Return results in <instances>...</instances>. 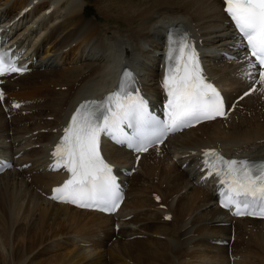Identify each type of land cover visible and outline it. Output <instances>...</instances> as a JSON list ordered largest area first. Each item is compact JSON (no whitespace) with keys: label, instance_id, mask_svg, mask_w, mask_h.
Here are the masks:
<instances>
[{"label":"bare ground","instance_id":"6f19581e","mask_svg":"<svg viewBox=\"0 0 264 264\" xmlns=\"http://www.w3.org/2000/svg\"><path fill=\"white\" fill-rule=\"evenodd\" d=\"M32 1L0 0V25ZM89 8L96 10L93 17L85 15ZM226 20L221 0H38L12 24L6 33L15 32L11 43L36 58L29 59L30 74L4 80V102L25 104L7 119L0 103V148L21 152L16 162L31 165L0 174V264H243L248 259L230 263L224 256L228 246L215 243L231 235L236 255L245 252L255 259L247 264H264V221L228 218L208 185L196 184L194 168L204 147L264 157L260 82L227 118L184 130L141 156L137 172L126 177L117 232L113 215L42 196L63 177L40 170L47 145L79 100L114 87L123 65L135 70L155 100L167 26L182 23L201 40L208 73L233 103L249 84L241 74L243 60L221 58L231 42ZM103 149L117 167H134L130 151L107 144Z\"/></svg>","mask_w":264,"mask_h":264},{"label":"snow or ice","instance_id":"6c2138e0","mask_svg":"<svg viewBox=\"0 0 264 264\" xmlns=\"http://www.w3.org/2000/svg\"><path fill=\"white\" fill-rule=\"evenodd\" d=\"M224 3L239 34L238 42L250 54L244 59L250 69L256 70L259 82L264 84V0H224ZM167 58L169 64L162 81L169 97L167 123L155 121L147 99L140 94L138 79L125 71L116 91L103 100L82 103L64 129L53 156L56 166L66 168L71 178L54 189L53 199L81 208L114 212L122 194L112 165L101 154L102 136L127 143L137 152H146L150 145L163 143L170 132L226 116L224 98L203 73L198 53L190 41L173 40ZM25 70L8 52L0 51V77ZM247 75L256 82L253 72ZM249 94L244 93L245 96ZM3 95L0 92V99ZM125 128H135L136 134L128 135ZM146 128L152 130L151 134L144 133ZM203 164L206 175H215L224 187L221 193L223 207H234L237 216L264 217V161L226 159L210 149L204 153Z\"/></svg>","mask_w":264,"mask_h":264},{"label":"rangeland","instance_id":"374dc122","mask_svg":"<svg viewBox=\"0 0 264 264\" xmlns=\"http://www.w3.org/2000/svg\"><path fill=\"white\" fill-rule=\"evenodd\" d=\"M92 9V10H91ZM95 12V13H94ZM87 14V16L88 17H93V15H95L96 14V10H95V8H89V9H87V12L85 13V15ZM28 236V235H27ZM20 240H23V239H26V236L24 235V234H21V236H20V238H19ZM107 248H114V250L117 252L118 251V249H117V247H116V245H109ZM246 255V256H245ZM247 255H248V257H247ZM233 256H235V260H234V262L233 263H237V261H239L238 260V256L236 255V254H234ZM240 259L242 258L244 261L246 260V259H248V260H246L245 262H246V264L247 263H249V261L251 262V261H255V259L254 258H252V256L251 255H249V254H247V253H245V252H242L240 255ZM250 256V257H249ZM238 257V258H237ZM246 257V258H245ZM229 260V259H228ZM230 262V261H229ZM245 262H243V264H245ZM231 263V262H230Z\"/></svg>","mask_w":264,"mask_h":264}]
</instances>
